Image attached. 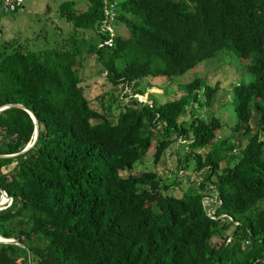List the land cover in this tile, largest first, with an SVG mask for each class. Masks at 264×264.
Instances as JSON below:
<instances>
[{"label": "trees", "instance_id": "1", "mask_svg": "<svg viewBox=\"0 0 264 264\" xmlns=\"http://www.w3.org/2000/svg\"><path fill=\"white\" fill-rule=\"evenodd\" d=\"M115 2L108 21L104 0H85L82 12L62 1L58 14L72 27L62 47L0 43V106L10 105L0 109V155L17 154L0 156V192L11 199L0 237L18 243H0V264H264V0ZM79 31L92 34L85 47ZM82 52L112 88L101 112L83 95ZM230 53L233 72L244 73L222 138V121L199 113L218 83L193 78L161 100L134 97L147 77ZM35 125L34 144L18 154ZM148 150L154 164L171 154V178L132 172ZM186 171L201 180L178 193Z\"/></svg>", "mask_w": 264, "mask_h": 264}, {"label": "rangeland", "instance_id": "2", "mask_svg": "<svg viewBox=\"0 0 264 264\" xmlns=\"http://www.w3.org/2000/svg\"><path fill=\"white\" fill-rule=\"evenodd\" d=\"M65 0H23L21 8L16 12H4L0 5V43H13L15 46L31 47L34 49L42 48L44 46L62 47L67 41V36L72 33V27L63 17L58 14V5ZM75 2L76 12H82L85 10V0H66ZM115 2V0H112ZM116 3V2H115ZM115 32L123 34L125 32L124 26L119 21L113 22ZM92 34L83 31L77 33V40L79 46H84L90 42ZM83 51V50H82ZM232 56L227 55L225 58H214L210 61L202 62L196 67H192L182 73L181 75L172 76L170 78L157 77V78H145L141 82V87L145 90L143 95H140L137 100L139 102L149 103L147 96L154 94L157 100H161V92L168 93L171 88H179V86L191 81L193 78L201 79L203 83H207L212 86L218 83L213 100L210 102L208 108H202L199 113L204 115L207 120L212 114L213 117L222 121L221 132L218 137L226 136L229 133V129L235 119L234 114L229 109L231 86L235 80L244 73L239 71L233 72L232 69ZM77 64L75 65L77 70V76L82 79L80 85L83 88V95L86 98L88 106L102 111L106 102L110 100L111 85L106 80L104 72L99 63L96 62L93 55L82 52L77 57ZM232 80V82H231ZM231 82V83H230ZM128 91V89H127ZM129 92V91H128ZM121 101L119 98L109 104L110 117L114 119L118 113V104ZM124 101V100H123ZM227 102V103H226ZM207 115V116H205ZM29 141L25 147L29 146ZM24 147V148H25ZM204 151V150H203ZM202 151V152H203ZM153 150H148L142 160V164L135 163L133 165L132 172L138 174L142 170H151L158 174L160 177L171 178L168 171L173 168L175 164L174 158L170 157L171 154L165 153L161 160L156 164L152 160ZM170 157V158H169ZM191 171V169H190ZM186 175L179 176L177 172L176 179H180L181 183L176 187L178 193L183 191L188 185L197 184L201 178L199 176L192 175L189 171ZM193 176V177H192ZM0 198L2 195L0 194ZM5 205V201H4ZM3 207V206H2Z\"/></svg>", "mask_w": 264, "mask_h": 264}, {"label": "built area", "instance_id": "3", "mask_svg": "<svg viewBox=\"0 0 264 264\" xmlns=\"http://www.w3.org/2000/svg\"><path fill=\"white\" fill-rule=\"evenodd\" d=\"M22 2H23V0H1L0 1L2 10L4 12H13V11H15L17 8L21 7ZM104 2H105V5H104L105 10L104 11L107 13V15L109 17L108 21H111L112 15L114 13V2L112 0H104ZM100 30L101 31L111 32L112 31V26L110 25V23L104 22V24H103V26H101ZM102 43L107 45V46H109L110 39L103 40ZM97 46H99V44ZM6 201H7L6 204H8L10 200H6Z\"/></svg>", "mask_w": 264, "mask_h": 264}, {"label": "water", "instance_id": "4", "mask_svg": "<svg viewBox=\"0 0 264 264\" xmlns=\"http://www.w3.org/2000/svg\"><path fill=\"white\" fill-rule=\"evenodd\" d=\"M8 106H10V105H3V106H0V109L2 110L3 108L8 107ZM11 106H13V107H15V108H18V109L24 111L25 113H27V114L29 115L30 119L32 120V122H33L34 124L36 123V121H35L33 115H32L30 112H27L26 110H24L20 105H18V104H12ZM36 137H37V128H36V125H35V126H34V129H33V134H32L31 142L29 143V146L23 148V150H22L21 152H19L18 154L23 153V152H25L28 148L32 147V145L34 144V142H35V140H36ZM15 155H17V154H13V155H3V156L0 155V156H1V158H8V157H13V156H15ZM0 194L2 195V198H4V197L6 196L4 192H0ZM2 203H3V202H2V199L0 198V208H1ZM0 243H9V244H15V245L18 244L17 242H14V241H12V240L2 239L1 237H0Z\"/></svg>", "mask_w": 264, "mask_h": 264}, {"label": "clouds", "instance_id": "5", "mask_svg": "<svg viewBox=\"0 0 264 264\" xmlns=\"http://www.w3.org/2000/svg\"><path fill=\"white\" fill-rule=\"evenodd\" d=\"M139 96H140V95H134V97H135L136 99L139 98ZM6 200H10L8 204H6V203H7ZM4 201H5V205H4ZM2 202H3V203H2L1 208H0L1 210L4 209V208H6V207H8V206L11 204V199L8 198L7 196H5V197L2 199ZM2 206H3V207H2Z\"/></svg>", "mask_w": 264, "mask_h": 264}]
</instances>
